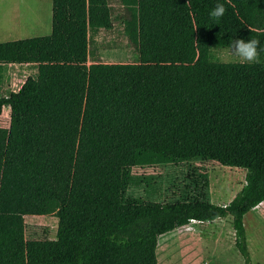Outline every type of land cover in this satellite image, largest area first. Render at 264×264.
<instances>
[{"label": "trees", "instance_id": "trees-1", "mask_svg": "<svg viewBox=\"0 0 264 264\" xmlns=\"http://www.w3.org/2000/svg\"><path fill=\"white\" fill-rule=\"evenodd\" d=\"M53 0V29L0 43V70L37 68L0 94V264H159V238L231 216L252 264L244 217L264 203V50L259 63L213 59L232 39L264 49V0ZM133 62L91 57L115 21ZM1 81V79H0ZM215 161L246 170L226 204L162 200L157 164ZM141 190L142 193H139ZM27 215H55V239L26 238Z\"/></svg>", "mask_w": 264, "mask_h": 264}, {"label": "rangeland", "instance_id": "rangeland-1", "mask_svg": "<svg viewBox=\"0 0 264 264\" xmlns=\"http://www.w3.org/2000/svg\"><path fill=\"white\" fill-rule=\"evenodd\" d=\"M14 3V4H13ZM114 14L121 13L120 0H110ZM40 0H0V42L49 35L40 25ZM9 11V12H8ZM214 60L241 63L228 55V49L215 48ZM91 57L105 62H133L137 52L124 33V26L116 20L111 30L102 29L91 42ZM35 65L9 64L0 70V94L17 91L29 76H36ZM10 124V108L0 114V126ZM135 172L162 175L165 202L182 200H207L225 203L242 189L246 170L223 166L215 161H191L180 164H157L137 168ZM142 193L141 190H138ZM244 217L247 244L252 264H264V203ZM192 222L177 229L174 235L181 242L172 245V235L166 233L159 239L160 264H245L235 244L232 220ZM26 238L55 239L58 218L55 215H27ZM217 232H216V231ZM222 233V237L218 233ZM173 235V236H174Z\"/></svg>", "mask_w": 264, "mask_h": 264}, {"label": "clouds", "instance_id": "clouds-1", "mask_svg": "<svg viewBox=\"0 0 264 264\" xmlns=\"http://www.w3.org/2000/svg\"><path fill=\"white\" fill-rule=\"evenodd\" d=\"M226 8L219 0L215 7L209 12V17L213 21H219L225 14ZM261 49L260 42L257 39H232L228 47V55L238 58L241 63H259Z\"/></svg>", "mask_w": 264, "mask_h": 264}, {"label": "crops", "instance_id": "crops-1", "mask_svg": "<svg viewBox=\"0 0 264 264\" xmlns=\"http://www.w3.org/2000/svg\"><path fill=\"white\" fill-rule=\"evenodd\" d=\"M40 3H41L40 4V11L43 14V16L41 17V20H40L41 21L40 22V25L43 26L44 31H47V33H52V29H53V0H40ZM15 64H19V63H15ZM21 65H29V64H21ZM29 66H31V65H29ZM233 198L234 197H232L228 202H225V203H217V204H226V203H229ZM260 208H261V206H258L256 208H254L253 210H258ZM229 218H231V216H228L226 218L216 219L214 221H220V220H224V219L230 220ZM231 220H232V218H231ZM212 222L210 224H212ZM200 223H204V222H200ZM176 231H177V229H175V230H173L171 232H168V233H170L172 235L171 236L172 238L169 239V240H167L166 242L170 241L172 243V245H177L178 242H181V240H182L181 237L179 235H174L176 233ZM218 235H220L219 238H221L223 236L222 233L220 234V232L218 233Z\"/></svg>", "mask_w": 264, "mask_h": 264}]
</instances>
